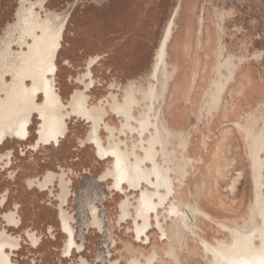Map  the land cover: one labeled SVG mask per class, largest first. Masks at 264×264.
I'll return each instance as SVG.
<instances>
[{"label":"rangeland","instance_id":"374dc122","mask_svg":"<svg viewBox=\"0 0 264 264\" xmlns=\"http://www.w3.org/2000/svg\"><path fill=\"white\" fill-rule=\"evenodd\" d=\"M176 2L177 0H47L46 8L58 13L61 21L68 13L70 15L64 32V47L73 45L83 52L94 54L98 49L93 38V27L101 24L106 28L110 34V51L109 56L106 55L99 61V68L102 67L107 73L113 69L110 72L112 74L119 68L118 61L122 55L120 38L134 36L132 31L138 27L142 31L138 36L145 38L152 47L157 46ZM20 5V0H0V41L11 28L9 24L15 21ZM202 10L204 21L201 41L198 42L197 30ZM220 13L223 20L219 28ZM175 22L174 35L168 48V85L156 105V108H160L163 124L173 136L172 145L176 148V155L186 169L184 183L181 188H177L173 197L184 203L200 206L214 218L229 225L240 224L250 218L254 211V182L248 157L249 145L236 124L243 126L254 123L264 128V91H252L245 96L236 93L240 78L245 72L252 75L257 88L264 86V0H181V8ZM97 28L98 26L95 31ZM144 31L147 32L143 34ZM208 35L210 39H207ZM177 42H186L188 49H183L180 45L176 47ZM219 44L222 46V55L216 57L215 50ZM153 52L154 49L150 51L148 46L138 49L139 67L142 71L151 67ZM230 52L250 55L254 53L251 58L258 55V59L228 56ZM63 58L64 49L61 50L58 63L59 86L65 100L73 88L81 87L74 77L82 68L79 65H65ZM93 72L96 75L97 70L93 69ZM147 74L148 71L143 73L136 83L146 87L149 81ZM105 80H108V76ZM114 81L120 88L118 92L122 94L124 84L119 79ZM217 93L216 102L214 95ZM242 101L245 102L244 105H241ZM224 105L227 116L221 111ZM35 126L36 123L31 127L27 142L23 144L34 142ZM226 131L229 138L216 160L227 166L224 171L215 170L211 153L217 138ZM135 138L136 134L133 135V139ZM16 145L12 143L9 146ZM262 156L264 157V154ZM12 162L9 169L0 168V192L5 187L9 188L5 204L0 205V228L5 226L9 232H20L23 236L22 248L12 256L13 262L58 264L61 255L77 264L78 254L75 250L69 254H63L60 250L65 233L59 225L57 215L51 209L57 202L55 197H50L48 203L39 204L25 183L26 175L22 172L15 173L20 164L16 152ZM9 172L13 176H10ZM204 178L208 180L205 188ZM231 182L237 184L233 193L229 190ZM50 187L54 193L59 191L58 185ZM208 188L212 193L213 202L203 197ZM132 192L139 194V190ZM73 199V196L69 197L67 205L71 213ZM14 203H18L17 209L22 217L17 227L4 225L1 217V212L13 208ZM29 211L32 215H28ZM74 217L71 224L78 229L79 219ZM204 222L205 224L199 223V233L202 236L210 241L221 236L216 225ZM169 224L170 221L167 222V225ZM49 225H52L51 233L48 231ZM123 225L130 226V233H133L131 219ZM25 229L41 237L42 240L36 248L31 247L29 239L25 236ZM152 233L151 243L145 245L139 241L136 243V252H132L133 255H138L139 250L147 253L156 242L164 246L166 240L156 239L157 233L154 230ZM51 234L54 236L51 237ZM190 234H186L188 239L184 243L176 242L175 264H206L198 249L199 245L195 246L197 249L193 246L196 240ZM75 240L80 242L76 234ZM140 246H144V249H140ZM158 264L169 263L166 259L159 258Z\"/></svg>","mask_w":264,"mask_h":264},{"label":"bare ground","instance_id":"6f19581e","mask_svg":"<svg viewBox=\"0 0 264 264\" xmlns=\"http://www.w3.org/2000/svg\"><path fill=\"white\" fill-rule=\"evenodd\" d=\"M43 1L21 0L16 21L13 23V30L9 34L8 40L5 42L2 40L4 43L0 48V141L7 135L25 136L27 133L26 125L34 112L38 113L43 120L42 128L39 130L40 141H48L49 137L61 133V130H63L61 119L58 118L65 115L62 111L64 104L58 92L55 75L57 69L56 53L60 47L63 21L59 19L58 15L50 16L46 14L45 17H42L37 7L43 8ZM174 14H176L175 11ZM174 14H172L171 20L169 19L170 21H168L169 23L157 48L152 70L148 74L147 86L142 87L136 82H130L123 88L121 95L123 100H120L115 93H110L107 100H105L110 109L117 112L124 119L122 121V118H119L121 128L117 132L125 134L128 130L130 133L136 132L138 137L135 139L131 137L130 141L125 138L122 139L114 134L115 127L106 125L110 135L107 137L108 142L105 143L104 139L98 134L99 121L102 120L105 114L103 106L91 105V107L86 108L88 97L82 91H76L72 95V99L70 98L69 104L71 109L73 108L72 111L93 120L91 131H88V135L82 143L86 141L93 143L101 158L107 155L114 158L112 167L105 170V173L101 176V178L114 177L116 180L112 187L122 189L120 184L127 181L132 188L136 189L140 187L142 180H145L154 188V190L145 187L141 189L140 195L135 197L136 203L132 202L130 196L127 195L120 203L119 220L131 217L136 234L135 238L141 239L142 235H146V230L153 225L152 212L154 213L155 227H157L161 239H165L166 242L164 246L156 242L147 253L137 251L138 255H132L127 260V264H158L159 258L166 259L169 264H175L176 242L182 244L185 240L187 241V233H191L196 239L195 245H192L194 247L199 245L198 249L206 264H264L263 127H258V124L254 125V123L243 126L236 124L249 145L248 157L251 161L254 182L252 206L254 211L250 218L243 223L229 225L214 218L200 206L184 203L173 197L177 188H181L184 183L186 169L176 155V148L172 145L173 136L163 124L160 108H156V105L165 94L168 85L166 47L171 31H173L172 20L175 17ZM13 45H17L18 48L14 49ZM98 58L97 56L89 58L88 64L95 63ZM251 59L257 60L258 55ZM87 75L89 74L84 73L79 78L77 77L78 81L84 82ZM92 82L83 84L86 88H89ZM237 91L236 94H244L245 96V94L247 95L252 91H264V86L257 88L252 75L245 72L240 78ZM39 94L42 95L41 102L36 100ZM109 98L111 101L108 100ZM214 99L217 102L218 93L214 95ZM242 104L244 105L245 102L242 101ZM135 108L138 110L137 113L133 112ZM221 111L224 116L228 115L225 105ZM227 138H229L228 131L221 134L215 141L211 153V162L214 163L215 170L224 171L227 166V164L216 160L221 148L227 142ZM181 144L183 145V143ZM148 161L151 166L147 165ZM151 176L155 177V181L149 180ZM59 177L61 191L59 195L57 193V196L63 203L65 196L69 193L67 189L69 179L68 181L64 180L63 175ZM43 178V181L38 183L41 188L52 182L55 175L48 173ZM207 181L204 178V188L208 185ZM236 185V183L231 182L229 185L230 192H235ZM160 188L164 191L161 192ZM207 192L204 193L203 197L213 202L209 188ZM155 197L157 200H154ZM169 197L173 198L167 207L159 212V208L164 206ZM131 208L134 209V212L130 211ZM70 215L64 210L60 214L63 227L69 232L68 235L70 234L64 253L69 252L70 248L75 245L71 238L73 228L68 223L72 219ZM3 218L8 223L18 222L14 217V213H7ZM168 220H170L169 225H167ZM204 221H210L216 225L221 236L219 238L214 237L210 241L200 235L198 233L199 223L205 224ZM92 224L101 225L100 220L96 217L95 210L93 211ZM29 237L33 245L37 238L33 234H29ZM17 238L5 232L0 234V264H8L9 254L4 251V248L6 246L16 247L18 245ZM147 240H149L148 236H146L145 241ZM80 245H77L78 249L81 248ZM127 249L129 253L133 252L130 245L127 246ZM195 249L197 248L195 247ZM78 264L89 263L81 259ZM109 264H116V261H110Z\"/></svg>","mask_w":264,"mask_h":264},{"label":"crops","instance_id":"0c3cea01","mask_svg":"<svg viewBox=\"0 0 264 264\" xmlns=\"http://www.w3.org/2000/svg\"><path fill=\"white\" fill-rule=\"evenodd\" d=\"M47 2V0H44ZM21 2V0H20ZM21 6V5H20ZM179 7V8H178ZM20 8V7H19ZM18 8V10H19ZM181 8V0H177L173 11L170 16V20L172 18V14H174V11L176 14H174V18L172 20L173 27L171 31L170 38L167 42V57H169V44L172 41L176 22L175 19L180 11ZM176 9V10H175ZM17 10V12H18ZM52 14L59 15L58 13H54L50 11ZM178 12V13H177ZM60 16V15H59ZM69 13L66 15L65 20L63 22V28L61 33V43H60V49H64V58L63 61L65 63H69L70 66H77L79 65L80 68L83 67V62L86 59L92 58V57H99V61L104 58L106 55L109 56L108 52L110 51V48L108 46V41L110 39V34L104 28L101 24H96L93 27V38L95 41V45L98 49V51L94 54H88L86 52H83L82 50H79L76 48V46H63L62 41L64 40L63 33L65 32L66 24L69 19ZM17 18V13H16ZM219 28H220V22L223 20L222 13L219 14ZM169 20V21H170ZM16 21V20H15ZM15 21L13 23H15ZM203 10L202 13L199 16V28L197 30L198 34V42L201 41V34H202V26H203ZM169 23V22H168ZM167 23V24H168ZM175 25V26H174ZM9 26H12V28L7 32V35L2 40L5 42L9 38V34L13 30L14 24H9ZM8 26V27H9ZM96 26H98L97 30L95 31ZM167 26V25H166ZM165 26V28H166ZM165 28L162 32V35L160 37V40L157 44V46L152 47V45L148 44L145 38H142L138 35L141 34V29L138 27H135L132 31V37L130 36H122L119 40V47L122 51L121 58L119 59V68L110 74L113 69H110L109 73H107L102 67L99 68L100 62H96L93 64L91 68V72L94 77L101 78L102 84L97 85L95 84L93 90H95V97L101 96L104 94L108 88H107V81L109 80H115L119 79L122 81V84H124V87L127 83L131 81L137 82L138 79L142 76L143 73H147L152 70V66L154 63V57L157 51V48L159 46V43L162 39V36L164 34ZM147 32V31H146ZM145 31L143 34L146 33ZM210 36V35H209ZM208 36L207 39H210ZM0 41V48L3 46V41ZM2 42V43H1ZM183 47V49H188V45L185 43L179 44L178 42L175 43V46ZM143 46L147 47L151 51L154 49V52L152 54V65L149 68V70L142 71L139 67L140 60L138 55V49ZM122 48V49H121ZM216 57H220L222 55V46L219 44L215 50ZM254 54V53H253ZM253 54H246V53H233L230 52L228 54L234 57L239 56H246L247 58H251ZM260 54H259V60H260ZM252 62V61H250ZM99 68V69H98ZM178 68V66H177ZM93 69H96V75L93 72ZM110 74V75H107ZM147 74V75H148ZM108 76V80H105V77ZM56 85L58 86V92L60 94L61 100L63 101V96L61 95V88L59 86V80L58 76L56 75ZM65 89V86H64ZM66 100V99H65ZM64 100V101H65ZM95 101V98L93 99ZM135 113L138 112L137 109L134 111ZM114 115L111 114L112 118ZM108 117H106L107 119ZM69 130L66 133V135L60 139L59 143L57 145L54 144H47V145H40L37 149H32L28 147L27 144H17L13 148V154L16 152L19 157V166L16 170V174L22 172L26 177L38 175L41 176L47 169H53L58 171L59 167H63L64 170L67 172V177H70L72 179V183L70 185L71 187V194L69 197L73 196L74 199V205L71 210H73V215L76 216L79 219V226L81 229H84V235H85V242H84V249L81 251V253L77 252L74 248L72 250H75L76 254H78V261H79V255H83L85 258L89 260L91 264H104L106 260L99 259L97 257V250L101 249L104 252L105 257H107V250H108V244L106 242L109 241H115L116 244L113 248V255L111 258H116L117 260L121 261L123 258L126 257L125 250L127 252V246L130 245V242L132 243L134 249H136V243L139 241L135 238V233L132 234L130 231L126 230V226L123 225V222H119L118 214V201L122 197V193L118 190H110L108 187L115 184V178L114 177H107L104 179L97 178L98 175L102 174L107 166L109 165V162L111 160L110 157L106 158H100L98 157L96 150L94 149V145L88 141L81 144L80 140L85 139L88 133V123L76 116H72L71 119L68 122ZM105 133V132H104ZM103 133V135H104ZM19 145V146H18ZM23 145V146H22ZM13 154L11 156V159L13 157ZM0 164H2V161L0 160ZM13 162H11V165ZM5 167V169H9L11 167ZM13 171V170H12ZM25 177V178H26ZM24 178V180H25ZM90 181V184L98 187L101 191L103 197L98 198V196H85L83 188H80L79 196L77 195L76 191L78 187L85 185L87 182ZM53 185H58V179H55L53 182ZM122 186L127 187L129 191V183L123 182ZM108 193H111L108 195ZM51 196L47 195L43 199L38 200L39 204L48 203L47 200H49ZM69 201V199H68ZM57 202H55L54 205H52V212H54L56 215L58 213V208L56 206ZM94 204L99 207V217L101 220V227L98 228L95 225H89L88 221L89 217H92L90 205ZM68 205V204H67ZM87 206V208H86ZM68 207V206H66ZM92 221V220H91ZM84 226V228H83ZM76 235L78 236V233L76 232ZM79 237V236H78ZM80 239V237H79ZM81 242V239H80ZM143 244V243H142ZM132 247V246H131ZM147 247V246H146ZM33 249L36 247H32ZM62 250V247L61 249ZM135 255V254H134ZM59 263L58 264H74V262L71 260L69 261L65 257L61 256L58 258ZM124 264V263H122Z\"/></svg>","mask_w":264,"mask_h":264},{"label":"flooded vegetation","instance_id":"af4514ba","mask_svg":"<svg viewBox=\"0 0 264 264\" xmlns=\"http://www.w3.org/2000/svg\"><path fill=\"white\" fill-rule=\"evenodd\" d=\"M21 3V2H20ZM18 10V9H17ZM37 10L40 12V14H41V16L42 17H45L46 16V14H49L50 16H52V15H55V14H52L49 10H47V8H46V1H43V8H39V7H37ZM17 13V12H16ZM59 16V15H58ZM60 17V16H59ZM60 19V18H59ZM16 20V19H15ZM63 22H64V19L62 20ZM14 22V21H13ZM13 22H12V24H13ZM11 28H12V26H11ZM10 28V29H11ZM9 29V30H10ZM63 37H64V33H63ZM60 43H61V40H60ZM62 44H63V41H62ZM13 48L14 49H17L18 48V46L17 45H13ZM60 54H61V49H60V47L58 48V50H57V53H56V64H57V69H56V72H55V75H57L58 76V80H59V56H60ZM88 60L89 59H86L84 62H83V67H82V70L78 73V75L77 76H75L74 77V79H75V81L77 82V83H79L80 85H81V87L80 86H78V87H75V88H73L70 92H69V94H68V96H67V98H66V100L64 101H62L63 102V104H64V108L62 109V111H63V113L65 114V115H63V117H59L58 119H61L60 120V122H61V124L63 125V130H61V133L59 132V133H57L56 135H54V136H51V137H49V140L48 141H45V142H42V141H40V133H39V130L42 128V124H43V120H42V118L40 117V115H38V113H36V112H34V113H32V115H31V117H30V121L27 123V125H26V128H27V133H26V135L25 136H23V137H20V136H16V135H13V136H11V135H7V136H4V138L0 141V159H1V161H2V164L0 165V168H5V167H9L10 165H11V162H12V159H11V156H12V154H13V148L12 147H10L9 145L10 144H12V143H15V144H23V143H26L27 142V140H28V138H29V135H30V132H31V127H32V125L34 124V123H36V126H35V133H36V138H35V140H34V142L33 143H31V144H28V147H30V148H32V149H37L38 147H40V145H47V144H54V145H57L58 143H59V141H60V139L61 138H63L65 135H66V133L68 132V130H69V126H68V122H69V120L71 119V117L72 116H76V117H78V118H80V119H82V120H84V121H86L87 123H88V131L90 132L91 131V128H92V123H93V120L92 119H90V118H87L86 116H82V115H80V114H78V113H75V112H73L72 110H73V108L71 109V106H70V101H71V99H72V95L76 92V91H82L83 92V94H85L87 97H88V99L86 100V108H89V106L91 107V105L92 106H94V105H102L103 106V108H104V111H105V114H104V116L102 117V120L101 121H99V130H98V134L104 139V142L105 143H107L108 141H107V137L110 135V131L109 130H107L106 129V125L107 126H110V127H115L116 128V130L114 131V134H117L120 138H122V139H128V141H130L132 138L131 137H133V135L134 134H136V137H138V135H137V133L136 132H133V133H130L128 130H127V133H125V134H119L117 131L121 128V120H119V118H122V121H124V119H123V117H121V116H119L118 115V113L117 112H113V110L112 109H110V107H109V105L108 104H106L105 102V100H107V97L109 96V94L110 93H115L117 96H118V98L120 99V100H123L122 99V97H121V95L122 94H120L119 92H118V90L120 89L119 88V86H117V84L115 83V81H113V80H109V81H107V88H108V90L104 93V94H102L101 96H97V97H95V90H93V88H94V86H95V84H97V85H100V84H102V82H101V78H99V77H94L93 76V74H92V72H91V68H92V66H93V64L94 63H91V64H88ZM99 61V58L96 60V62H98ZM95 62V63H96ZM63 63L65 64V65H68V66H70V64L67 62V63H65L64 61H63ZM87 66V67H86ZM90 72V73H89ZM84 73H88L89 75H87L85 78H84V82H79L78 81V78L81 76V75H83ZM89 76V77H88ZM78 77V78H77ZM8 79L10 78L9 76L7 77ZM93 81V82H92ZM90 82H92V84H90V86H89V88H86L85 87V84H87V83H90ZM131 82H135V81H131ZM60 83V82H59ZM83 83H85V84H83ZM130 83V82H129ZM112 84H113V86H112ZM128 84V83H127ZM126 84V85H127ZM109 86V87H108ZM58 87V86H57ZM116 87V88H115ZM119 88V89H118ZM59 89V88H58ZM84 90V91H83ZM117 90V91H116ZM108 93V94H107ZM107 94V95H106ZM71 98V99H70ZM95 98V101L93 100ZM36 100L37 101H39V102H41L42 101V95L41 94H39L38 95V97L36 98ZM109 101H111V99L109 98L108 99ZM69 101V102H68ZM100 103V104H99ZM67 104V105H66ZM136 109V108H135ZM135 109H134V111H135ZM68 111H69V113H68ZM133 111V112H134ZM67 112V113H66ZM111 114H113L114 116L113 117H115V118H112L111 117ZM68 115V116H67ZM106 117H108L107 119H106ZM63 122V123H62ZM65 122V123H64ZM133 123H134V121H133ZM105 125V126H104ZM37 130H38V132H37ZM105 132V133H104ZM103 133H104V135H103ZM38 135H39V137H38ZM58 135V136H57ZM87 135H88V133H87ZM49 136V135H48ZM87 137V136H86ZM86 139V138H85ZM85 139H81L80 140V143L81 144H83L82 143V141L83 140H85ZM93 144V143H92ZM35 145H37L36 146V148H34V146ZM94 145V144H93ZM2 149H4V150H2ZM94 149L95 150H97L96 149V146L94 145ZM10 151V152H9ZM96 153H97V151H96ZM5 156V157H2V156ZM97 155H98V153H97ZM9 157V158H8ZM98 157H100L99 155H98ZM106 157H110L111 158V160H110V162H109V165L107 166V168H106V170L108 169V168H110V167H112V162H113V160H114V158L112 157V156H110V155H107V156H105L104 158H106ZM101 158V157H100ZM9 161V162H8ZM147 163H150L149 161L147 162ZM148 165V164H147ZM150 166H151V163L149 164ZM48 173H53L54 175H55V178H53V180H52V182H49V183H47L46 184V186L45 187H40L39 185H38V183L40 182V181H43V177L44 176H46ZM59 174V175H57V174ZM103 173H105V171L103 172ZM103 173L102 174H100L99 176H97V178H100V179H104V178H101V176L103 175ZM11 174V175H10ZM9 175L10 176H13V174L11 173V172H9ZM60 175H63V179L64 180H66V181H68V179H69V184H68V190H69V193H67V195L65 196V201L62 203L61 202V199L57 196V193H58V195H59V193H60V186H59V182H60ZM67 175V172L64 170V168L63 167H59V170L58 171H56V170H53V169H47L41 176H38V175H33V176H29V177H26L25 178V183L27 184V186H28V188H29V190H31V192H32V197L34 198V199H38V200H40V199H42L43 197H45V196H47V195H49V196H54L55 197V200L57 201V204H56V206H57V208H58V213H57V218H58V221H59V225H60V227H61V229H62V231L65 233V239H64V243H63V247H62V253L63 254H69L71 251H72V249L74 248L77 252H79V253H81V251H83V249H84V242H85V240H86V238H85V235H84V229H81V227L79 226V228L78 229H75L73 226H72V222L74 221V219H75V217H74V215H73V213H71L69 210H68V208L66 207L67 206V204H68V199H69V195L71 194V188H70V185H71V183H72V179L70 178V177H67L66 176ZM108 177H112V176H108ZM107 178V177H106ZM55 179H58V186H59V191L57 192V193H54L53 192V189L50 187L52 184H53V182L55 181ZM155 179V177L154 176H151V177H149V180L151 181V180H153V181H155L154 180ZM32 180V181H31ZM38 180V181H37ZM27 181H28V183H27ZM123 182H127V181H123ZM122 182V183H123ZM52 183V184H51ZM122 183L120 184V186L122 187V189L121 188H115V187H112V185L111 186H109L108 188L110 189V190H113V189H115V190H118V191H120L121 193H122V197H121V199L118 201V203L117 204H119L118 205V209H119V207H120V203H121V201L128 195V196H130V200L132 201V202H134V203H136V201H135V197H138L139 195H140V192H141V189H144V187L145 188H148L149 190H154V188L148 183V182H145V180H142V182L140 183V187H138V188H136V189H134V188H132L130 185H129V188H130V190H132V191H135V190H139V194H135L134 192H132V191H129L128 190V188L127 187H124V186H122ZM80 188H83V190H84V193L86 194L85 196H98V198H101V197H103V195L104 194H102V191L98 188V187H96V186H94V185H92V184H90V181L89 182H87L85 185H82V186H80V187H78V189H77V191H76V193H77V195L79 196V191H80ZM49 190H50V193H49ZM160 191L162 192V191H164L162 188H160ZM52 193V194H51ZM8 194H9V188L8 187H5L1 192H0V205H4L5 204V202H6V200H7V197H8ZM111 193H108V195H110ZM2 195V196H1ZM2 197V198H1ZM4 197V198H3ZM97 198V197H96ZM173 197H169L167 200H166V202H165V204H164V206L163 207H160L159 208V212H161V211H163V209H165L166 207H167V205L169 204V202L171 201V199H172ZM60 200V201H59ZM154 200H157V198L155 197L154 198ZM18 203H14V205H13V208H11V209H8V210H4L3 212H1V217L3 218L4 217V215L5 214H7V213H14V217L18 220V222L17 223H8L7 221H6V219L5 218H3V221H4V225H8V226H14V227H17V226H19V224H20V222L22 221V217H21V214L19 213V211H18V209H17V205ZM86 208H87V206H86ZM99 207L98 206H96V205H94V204H91L90 205V210H91V214H92V217H89V221H88V226L90 225V224H92V221H93V211L95 210V213H96V217L100 220V217H99ZM62 210H64V211H66V213L67 214H71L70 216H71V218L72 219H70L69 221H68V223L70 224V227H72L73 228V231H72V236H71V238L73 239V241L75 242V245H73L71 248H70V251L69 252H67V253H64V248H65V246H66V243L68 242V240L70 239V234L68 235V233L69 232H67V229H65L64 227H63V224H62V221H61V218H60V214H61V211ZM13 211V212H12ZM131 212H134V209H132L131 208V210H130ZM7 212V213H6ZM120 209H119V214H118V218L120 217L119 215H120ZM4 213V214H3ZM16 213V214H15ZM2 214H3V216H2ZM32 215V212L31 211H29L28 212V215ZM151 215H152V218H151V220H152V223H153V225L149 228V229H147L146 230V235H142L141 236V239H137L138 241H141L143 244H145V245H147V244H150L151 243V238H152V235H153V233H152V230H154L156 233H157V238L156 239H160V240H162L161 239V236H160V233H159V231H158V229H157V227H155V218H154V213H152L151 212ZM128 219H131L132 220V226H133V228H132V230H133V232L135 233V231H134V224H133V219L131 218V217H129V218H126L125 220H119V222H126ZM161 219H162V217H161ZM92 220V221H91ZM141 221V220H140ZM168 221H170V220H168ZM167 221V222H168ZM91 222V223H90ZM100 222H101V220H100ZM209 223H211L210 221H208ZM213 224V223H212ZM92 225H94V224H92ZM96 227H98V228H100L101 227V225L100 226H97V225H95ZM83 228H84V226H83ZM126 230L127 231H130L131 230V227L130 226H126ZM48 231L51 233V231H52V225H49L48 226ZM2 232H5L6 234H8V235H11L12 237H15V238H17L18 239V245L16 246V247H9V246H6L5 248H4V251L7 253V254H9V257H8V264H15L14 262H13V260H12V256L13 255H15L16 254V252L17 251H19L21 248H22V240H23V236L21 235V233L20 232H16V233H14V232H9V230L5 227V226H3L2 228H0V234L2 233ZM67 232V233H66ZM76 232L78 233V236L80 237V239H81V242H77L76 240H75V234H76ZM199 233V232H198ZM29 234H33L36 238H37V241L35 242V243H33V245L31 244V240H30V237H29ZM200 234V233H199ZM191 235V234H190ZM201 235V234H200ZM25 236L29 239V241H31L30 242V245H31V247H37V245H38V243L42 240L41 239V237H39V236H37L34 232H31L30 233V230H28V229H25ZM54 235L53 234H51V237H53ZM146 236H148V239L149 240H147V241H145V239H146ZM192 236V235H191ZM135 237H136V234H135ZM163 240H165V239H163ZM196 240V239H195ZM112 242H113V244H112ZM115 241H109V242H106L107 244H108V250H107V257H105V255H104V252L101 250V249H98L97 250V257L99 258V259H102L103 261L104 260H106V262L104 263V264H109V262L111 261V262H115L116 261V264H122V263H124V264H127V260L133 255V253L131 252V253H129V252H127L126 250H125V255H126V257L125 258H123L121 261H119V260H117L115 257L114 258H111L112 257V255H113V251H112V248L116 245L115 243H114ZM79 244H81L80 246H81V248L80 249H78L77 248V245H79ZM130 246H132L131 248H133L132 250H134L135 252H136V250L134 249V247H133V245H132V243L130 242ZM77 248V249H76ZM144 249V246H140V249ZM139 251H141V250H139ZM109 253V254H108ZM138 253V252H137ZM81 259H84V260H86L89 264H91L90 262H89V260L87 259V258H85L83 255H79V262L78 263H80L81 262ZM77 263V264H78Z\"/></svg>","mask_w":264,"mask_h":264}]
</instances>
